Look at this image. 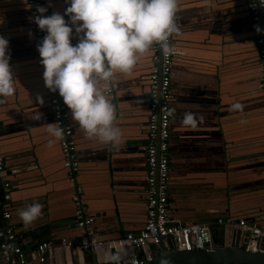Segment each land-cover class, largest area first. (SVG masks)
<instances>
[{
  "label": "crops",
  "instance_id": "1",
  "mask_svg": "<svg viewBox=\"0 0 264 264\" xmlns=\"http://www.w3.org/2000/svg\"><path fill=\"white\" fill-rule=\"evenodd\" d=\"M177 3L168 218L187 226L207 224L216 239L225 229L227 244L235 238V227L223 223L221 229L217 220L244 218L262 228L264 240V84L247 1ZM67 6L65 0H42L44 14H64ZM0 35L9 40L15 87L0 103V153L12 185L10 218L4 223L13 227L24 251L41 240L56 246L54 257L44 264H87L89 257L113 263L104 244L94 254L58 242L84 235L76 225L78 212L93 218L100 241L142 227L149 75L157 68L160 45H152L130 72L115 73L108 85L121 132L118 147L88 137L67 107L78 164L72 172L64 166L58 139L47 132L49 123H55L26 0H0ZM77 40L74 33L71 42ZM235 102L243 105L242 111L230 109ZM33 202L42 205V215L25 227L17 211ZM244 237L241 231L240 239Z\"/></svg>",
  "mask_w": 264,
  "mask_h": 264
},
{
  "label": "clouds",
  "instance_id": "2",
  "mask_svg": "<svg viewBox=\"0 0 264 264\" xmlns=\"http://www.w3.org/2000/svg\"><path fill=\"white\" fill-rule=\"evenodd\" d=\"M258 2L264 7V0ZM65 3L68 6L64 14L43 15L47 8L38 6L40 15L33 17L38 28L45 32L36 45L44 85L58 92L70 109L72 120L88 137L116 148L121 132L114 123L108 84L115 73L130 72L153 44H159L166 54L176 51L169 37L179 32L175 23L177 0H65ZM256 31L264 30L256 26ZM74 33L78 37L75 44L71 42ZM10 59L9 40L0 35V103L15 92ZM100 81L104 82L103 87L98 86ZM230 109L242 111L243 105L235 102ZM47 132L62 139V128L53 123H49ZM17 214L27 227L42 215V205L33 202L18 209Z\"/></svg>",
  "mask_w": 264,
  "mask_h": 264
},
{
  "label": "built area",
  "instance_id": "3",
  "mask_svg": "<svg viewBox=\"0 0 264 264\" xmlns=\"http://www.w3.org/2000/svg\"><path fill=\"white\" fill-rule=\"evenodd\" d=\"M26 1L33 20L34 16L40 15L37 12V7L42 6V0ZM246 1L250 12V20L254 25L255 43L264 84V31L259 33L256 31V26L264 30V7L259 4L258 0ZM33 34L36 45L45 35V32L38 28L34 20ZM169 43L172 45V35L169 37ZM158 46L159 44H153L154 48ZM171 76L172 53L166 54L161 49L160 74H158L157 68H154L149 75L147 142L144 148L146 207L145 220L142 227L138 231L126 232L116 238L100 241L92 227L93 218L81 215L78 212L76 225L84 230V235L77 240L61 238L58 246L66 249L78 246L81 250L97 254L100 252L101 245L104 244L110 252L109 261L138 264L153 257L154 253L149 249V246L151 244L156 245L160 241H163L168 249L173 248L178 251L210 248L213 245V236L207 224L187 226L173 223L168 218L167 184L169 179L168 139L170 133L169 99L171 95ZM108 88V95L111 96V89L110 87ZM48 92L55 126H59L63 130L62 139H58V141L62 154L66 158L64 166L73 172L77 169L78 164L74 160V143L71 139L72 127L69 122V112L58 92H53L49 89ZM11 189V182L4 174L3 156L0 153V264L45 263L54 257L56 251L54 244L41 240L24 251L18 242V237L13 227L6 226L4 223L10 218ZM217 223H226L228 226L239 228L242 232H248L247 248L249 249L255 247L257 237L262 234L260 226L244 218L235 220L220 218ZM137 249H142L143 253L138 255ZM65 264L73 263L70 261Z\"/></svg>",
  "mask_w": 264,
  "mask_h": 264
},
{
  "label": "water",
  "instance_id": "4",
  "mask_svg": "<svg viewBox=\"0 0 264 264\" xmlns=\"http://www.w3.org/2000/svg\"><path fill=\"white\" fill-rule=\"evenodd\" d=\"M159 56L157 70L160 74L161 67V47L159 46ZM216 227L224 228L223 224H215ZM225 231V229H224ZM219 237L213 238V245L210 248L191 249L178 251L173 248L168 249L163 241L158 244H151L149 249L154 255L151 259L145 260L138 264H264V240L261 236L256 239L254 248H247L248 232L245 237L240 239L241 230L237 227L232 233L234 240L227 244L225 242V232ZM140 252L142 249H139ZM87 264H100L89 257ZM44 264V263H43ZM127 264V263H111Z\"/></svg>",
  "mask_w": 264,
  "mask_h": 264
},
{
  "label": "trees",
  "instance_id": "5",
  "mask_svg": "<svg viewBox=\"0 0 264 264\" xmlns=\"http://www.w3.org/2000/svg\"><path fill=\"white\" fill-rule=\"evenodd\" d=\"M109 264H111V263H109Z\"/></svg>",
  "mask_w": 264,
  "mask_h": 264
}]
</instances>
